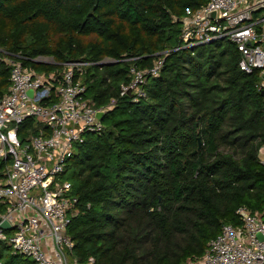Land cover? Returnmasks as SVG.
Returning a JSON list of instances; mask_svg holds the SVG:
<instances>
[{
    "label": "trees",
    "instance_id": "trees-1",
    "mask_svg": "<svg viewBox=\"0 0 264 264\" xmlns=\"http://www.w3.org/2000/svg\"><path fill=\"white\" fill-rule=\"evenodd\" d=\"M204 1L0 0L1 47L36 70L91 61L81 76L85 94L96 106L113 98L103 130L85 134L62 173L77 196L66 231L78 261L180 264L223 222L240 223L239 205L264 212V92L255 70L238 68L232 42L170 49L147 76L145 96L119 94L129 64L150 66L155 51L175 46L173 16ZM40 54L51 60L32 59ZM103 57L111 61L97 63ZM7 76L0 60V94ZM0 264L35 263L0 240Z\"/></svg>",
    "mask_w": 264,
    "mask_h": 264
},
{
    "label": "built area",
    "instance_id": "built-area-1",
    "mask_svg": "<svg viewBox=\"0 0 264 264\" xmlns=\"http://www.w3.org/2000/svg\"><path fill=\"white\" fill-rule=\"evenodd\" d=\"M262 9L264 0H205L179 18L173 16L180 21L179 42L155 51L150 66L129 64V79L120 83L119 94L129 91L132 100L145 96L147 76L158 73L170 49L192 50L216 39L234 44L238 68L255 70V86L264 92ZM37 56L32 59L50 61ZM23 58L0 46V60L8 68V85L0 94V158L6 159L0 178V222L5 220L8 227L0 226V240L35 264H94L92 256L78 261L71 254L73 240L66 227L77 213V196L62 173L85 134L103 130L96 111L104 112L113 98L96 106L85 94L81 76L91 61L70 59L59 68L36 70ZM25 118L31 122L24 125ZM235 213L240 223L223 222L200 254L180 264H264V212L239 205Z\"/></svg>",
    "mask_w": 264,
    "mask_h": 264
},
{
    "label": "water",
    "instance_id": "water-1",
    "mask_svg": "<svg viewBox=\"0 0 264 264\" xmlns=\"http://www.w3.org/2000/svg\"><path fill=\"white\" fill-rule=\"evenodd\" d=\"M208 15L212 17V16L214 15V11H213V10L209 11V12H208ZM105 62H108V61H107V60H106V61H104V60H100V61H99V63H105ZM28 93H30V90H28ZM128 93H129V91H128ZM129 94H130V93H129ZM102 113H103L102 111H96V116L99 117V118H101ZM199 146H200V141H199V139H197L196 149H198ZM196 149H195V150H196ZM195 150H194V151H195ZM0 226L3 227V228H6V227H8V224H7V222H6L5 220H2V221L0 222Z\"/></svg>",
    "mask_w": 264,
    "mask_h": 264
},
{
    "label": "rangeland",
    "instance_id": "rangeland-1",
    "mask_svg": "<svg viewBox=\"0 0 264 264\" xmlns=\"http://www.w3.org/2000/svg\"><path fill=\"white\" fill-rule=\"evenodd\" d=\"M262 10H263V12H264V9H262ZM36 58L41 59V60H51V56H49V55H45V54H40V55H38ZM102 59H103V60H108L109 58H108V57H103ZM258 156H259V158H260L261 160L264 159V157H263L264 155H263V153H260V151H258ZM68 173H69V171H68V172H65V173L63 174V178H67Z\"/></svg>",
    "mask_w": 264,
    "mask_h": 264
},
{
    "label": "crops",
    "instance_id": "crops-1",
    "mask_svg": "<svg viewBox=\"0 0 264 264\" xmlns=\"http://www.w3.org/2000/svg\"><path fill=\"white\" fill-rule=\"evenodd\" d=\"M259 151H260V153H263V155H264V148L263 147H260L259 148ZM264 157V156H263Z\"/></svg>",
    "mask_w": 264,
    "mask_h": 264
}]
</instances>
